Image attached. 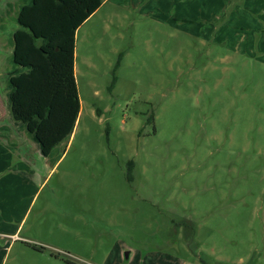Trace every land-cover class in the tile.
<instances>
[{
  "label": "rangeland",
  "instance_id": "rangeland-1",
  "mask_svg": "<svg viewBox=\"0 0 264 264\" xmlns=\"http://www.w3.org/2000/svg\"><path fill=\"white\" fill-rule=\"evenodd\" d=\"M204 1L75 23L73 133L0 148V264H264V14Z\"/></svg>",
  "mask_w": 264,
  "mask_h": 264
},
{
  "label": "trees",
  "instance_id": "trees-1",
  "mask_svg": "<svg viewBox=\"0 0 264 264\" xmlns=\"http://www.w3.org/2000/svg\"><path fill=\"white\" fill-rule=\"evenodd\" d=\"M29 1L14 36V61L25 71L11 77L10 103L13 118L36 136L46 156L73 133L79 113L73 26L84 23L100 0ZM128 165L131 172L134 162Z\"/></svg>",
  "mask_w": 264,
  "mask_h": 264
},
{
  "label": "crops",
  "instance_id": "crops-1",
  "mask_svg": "<svg viewBox=\"0 0 264 264\" xmlns=\"http://www.w3.org/2000/svg\"><path fill=\"white\" fill-rule=\"evenodd\" d=\"M204 15H206L207 1H204ZM211 11L222 12L224 8H233V12L252 11L264 14V0H209ZM30 4L29 0H0V148L9 149L5 146L7 141L14 140L16 136H20V140H27L23 131L22 123L17 122L11 112L10 94L11 77L25 71L14 61L15 39L14 36L20 28L19 15L21 10ZM198 12V11H197ZM196 12V13H197ZM195 13V14H196ZM195 14L189 13L182 16L185 21H196ZM239 15V14H238ZM202 17V16H201ZM216 20L222 19V16L216 15ZM211 18V17H210ZM10 86V87H9ZM27 142H29L27 140ZM27 142H22V146Z\"/></svg>",
  "mask_w": 264,
  "mask_h": 264
}]
</instances>
